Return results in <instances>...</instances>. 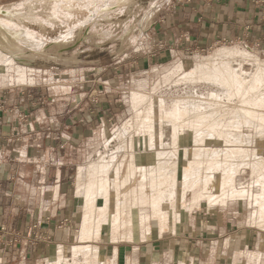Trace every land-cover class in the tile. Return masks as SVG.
<instances>
[{
    "label": "rangeland",
    "instance_id": "obj_1",
    "mask_svg": "<svg viewBox=\"0 0 264 264\" xmlns=\"http://www.w3.org/2000/svg\"><path fill=\"white\" fill-rule=\"evenodd\" d=\"M211 1L0 0V91L11 89L14 92L17 88L26 91L46 90V98L56 96L61 99L54 106L56 111L70 108L68 97H72L71 103L75 104L83 99L81 105L73 104L76 106L73 108L79 110L76 115L83 117L90 109L100 119L104 118L105 137L103 141L97 142L98 146H94L98 148V155L80 168L77 195L84 185L94 180V173L89 174L88 168L97 159L105 162L112 160L114 175L117 166L122 164L121 181L129 164L126 154L131 151L130 139L135 148L132 154L135 157L140 155L152 163L153 154L144 147V119H148L156 133L164 130L170 134L171 130H165L169 126L165 125L168 115L173 110H182L180 105L192 95V99L200 100L199 110L208 115L205 120L212 121L209 116H214L212 113L216 114V120L230 118L229 123L233 120V136L228 141L223 140L226 147L219 142L226 151L219 154L218 159L212 151L216 148L206 149L202 144H192L191 137L182 140L178 149L180 192L183 187L181 180L184 177L182 169L185 149H189V158L191 149H194L192 169L197 167L192 171L196 173H189V181L195 178V184L198 180L203 183V179L206 182L208 174L216 171L230 177L231 187L226 196L209 201L199 197L200 188L195 186L179 205L181 203L188 210L201 206L205 211L209 208L218 212L232 206L238 213L234 228L264 229L260 203L255 202V197L261 192L257 182L264 173V22L260 18L262 25L257 23L253 30L245 25L239 33H231L225 38L224 34L219 35L208 40L205 45H199L197 40L192 39L196 33L193 24H188V21H192L200 6ZM245 1L253 10L264 12V0ZM7 59L11 60V64ZM56 88L58 92H55ZM66 90L70 93L67 94ZM236 93L237 96L232 95ZM226 101L229 102L228 109L224 107ZM254 117L260 121L261 128L254 127ZM121 132L126 135L122 153L118 151L123 136ZM157 136L156 144H162V148H171L168 138ZM206 152L209 154L206 155ZM125 155L126 158L122 160ZM197 175L200 177L197 178ZM137 182L139 179L133 180L132 187ZM127 189L121 190L120 201H123L122 195ZM148 192L147 189V195ZM115 202L111 206H115ZM162 205L166 213L174 214L173 219L178 220L175 205L167 206L166 202ZM83 211L81 208V213L73 222L68 245L58 246L61 248L60 253L53 244L47 255L27 258L24 264H115V260L109 259L107 253H104L106 250L110 254L108 248L113 246L109 243L132 241L135 234H140L141 240H145L147 231L155 228L157 222L159 224L152 210L138 209L131 215V228H134L132 231L135 233L133 237L121 236L122 231L120 236H112L104 228L99 238L83 241L79 235ZM144 214L149 215V218L145 222L146 227L141 229ZM7 233L5 246L10 249L18 242L19 236L8 230ZM93 246L100 249L101 258L98 259L90 251L94 249ZM16 254L15 249L5 258L0 256V259L4 264H22ZM240 256L243 257L242 254ZM240 261L243 264H264V256L260 252L256 253L251 246L248 254L237 262ZM151 264L176 262L171 254L166 253Z\"/></svg>",
    "mask_w": 264,
    "mask_h": 264
},
{
    "label": "crops",
    "instance_id": "obj_2",
    "mask_svg": "<svg viewBox=\"0 0 264 264\" xmlns=\"http://www.w3.org/2000/svg\"><path fill=\"white\" fill-rule=\"evenodd\" d=\"M260 13L245 0H212L200 6L188 24L196 33L192 39L205 45L245 25L252 30L262 25L264 12ZM17 89L0 91V229L17 234L19 240L8 249V234L0 231V256L16 249L24 264L27 258L47 255L53 244L56 249L68 245L82 208L77 176L98 155L94 146L105 137V122L90 109L83 117L76 115L72 97L70 108L56 111L61 99L46 98V90ZM178 206V220L171 216L166 227L150 228L145 240L135 234L132 241L109 243L111 252L104 253L115 264H151L166 253L176 264H243L237 261L251 246L264 256V229L234 228L238 213L232 206L219 212Z\"/></svg>",
    "mask_w": 264,
    "mask_h": 264
},
{
    "label": "bare ground",
    "instance_id": "obj_3",
    "mask_svg": "<svg viewBox=\"0 0 264 264\" xmlns=\"http://www.w3.org/2000/svg\"><path fill=\"white\" fill-rule=\"evenodd\" d=\"M9 28H11V27H9ZM12 33H14V32H12ZM22 37H23V35H22ZM28 40H30V39H28ZM7 61L11 64V62H10L11 60L9 61L7 59ZM232 68H234V67H232ZM193 74H194V72H193ZM229 82H230V80H229ZM232 95L237 96V93L232 94ZM188 98L186 100H184L185 102H183L182 105H180V106H182L181 107L182 110H180V109L173 110V112L168 115L169 119L165 123V125H166V127L168 125L169 126H168V128H165V130L166 129L171 130L170 134H167L166 131H164V130L158 131V133H156V131H154L152 129V127L149 125L148 119L147 118L144 119L145 124H143L144 125L143 130H144V134L146 135V137L144 136L145 137L144 138V147H145V150L147 148L148 152H151L153 154L152 163H148L147 159L140 157V155L135 157V154H132L135 151V148L132 145V143H133L132 139H130V146H131V151L129 152L130 154H126L129 164L126 167V171H125L126 173H125L124 177H122L121 181L119 180V177L121 175L120 169H121L122 164L117 166L116 171H115L116 175H114L113 171L115 168L112 165V163H113L112 160L110 162H105V160L97 159L92 165L89 163L90 166L88 168V172H89V174H90V172L94 173L93 174L94 180H92V181L88 182L86 185H84L82 190L78 193V197L82 200V208L84 210L83 211L84 217H83V223H82V228H81V234H79L80 238L82 240L83 239L89 240V239H92L95 237L99 238V236L101 235V231L104 228H107L109 231V234H111L112 236H115V235L120 236L121 235L120 232L122 231L121 236L126 237V238L133 237L135 233H133V231H132V230H134V228H131L133 226V221L131 219V215H132V212H134L138 209H140V210H147V209L152 210L153 211V217H155V218H157V220H159L160 229H162L166 225V223L168 222V219L172 215H174V214L166 213L164 211L165 206H163L162 203L166 202L167 206L173 204V205H175V207L177 209L179 202L180 201H181V203L184 202V199H185L188 191L190 189L194 188L195 186L196 187L198 186L200 188V196L199 197L207 199L209 201L214 199V198L219 199L222 196H226V194L228 193L227 190L231 187V183H230L231 179L227 174H221V173L215 171L212 173L210 172V174H208L209 176H208V179L206 182H205V179H203V181H202L203 183H200V181L198 180V181H196V184H195V178H194V180L192 179L193 180L192 182L189 181V179H188L189 173H196V172H192V171H194L195 168L197 169V167H195L194 170L192 169L194 164H192L193 160L191 159V157L193 155L194 149H191V151H190L191 152L190 158L188 156L189 155V149L184 150V158L183 159L185 160V164H184V167L182 169L183 170L182 172L184 173V177L181 180L183 187L181 186L182 190L180 192V189L178 186V170H179V168H178V149H179L180 143H183L184 139H187V137H189V138L191 137L192 138V144H199V145L202 144L203 148H206V149L216 148V149H214L215 151L214 150H212V151L214 154H216V156H218L223 151H226L223 148V147H226L225 146L226 144L224 143L223 140L228 141L230 136H233L232 135L233 133L231 131V129L233 127V125H231V123L234 124L233 120H231V123H229L230 118H228L227 120H225V118L223 120H216L217 116L214 113H212L214 116L209 115L210 117H212L211 118L212 121L205 120V118H207L208 115L199 110V108H200L199 104L200 103H198V102L200 100H198V98H197V100L193 98L194 99L193 100L192 95H191V97H188ZM224 104H225V106L223 105L224 107H226L227 109L230 108L228 105L229 102L226 101V103H224ZM150 110H153V108L150 107ZM163 113H165V112H163ZM236 113H237V111H236ZM244 113L248 114V112H246V110H244ZM246 116H248V115H246ZM150 117H149V120H150ZM254 118H256V119H254ZM254 118H253L254 119L253 121L256 122V123H254L255 124L254 127L257 129L261 128L260 123H259L260 121L259 120L257 121V117H254ZM144 120H142V121H144ZM247 123H249V122H247ZM123 133H125V131ZM190 134H191V136H189ZM238 135H241V134H238ZM120 136H121V134H120ZM155 136H157L158 138H162V136L168 138V142H169L171 148L170 149L162 148V144H159V145L156 144V137ZM125 137H126V135L123 134V136L121 138L122 142L120 144L121 148H119V150H118L120 153L124 152V143H125L124 140L126 139ZM158 138H157V140H158ZM249 139H251V137ZM236 140H237V138H236ZM220 141L224 144L223 147H221V145H219ZM209 144H213V145H209ZM208 146H210V147H208ZM220 148H223V149H220ZM200 150H203V149H200ZM242 151H244V150H242ZM208 152H209V150H208ZM148 154H150V153H148ZM152 154H150V155H152ZM208 154L206 152V155H208ZM126 155L123 156L122 160H124V157L126 158ZM197 155H199V153ZM247 157H248V155H247ZM218 158H219V156L217 157V159ZM241 161H242V158H241ZM260 162L263 164V162L261 160H260ZM189 166H191V167L189 168ZM250 167H252V166H250ZM85 169L87 170V167ZM198 169H200V168H198ZM85 172L87 173V171H85ZM186 173H188L187 176H186ZM199 177H200V175L199 176L197 175V178H199ZM260 177H261L262 181L260 179L259 182H257V183L260 184L261 192L259 195H257V198L255 197V200H256L255 202L257 204L260 203V214L263 218L262 224H264V173L261 174ZM135 179H139V182H137V185L132 187V185H131L132 181ZM201 179H202V177H201ZM232 182H234V181L232 180ZM253 186H255V185H253ZM125 188H128V189H127L126 193L122 195L123 201H120L119 197L121 194V190L125 189ZM256 188H257V186H256ZM147 189L149 191L148 195L150 196V199H149L148 195L146 194ZM234 189H233V192H234ZM234 193H232V194H234ZM165 197H166V199H165ZM113 201L114 202L116 201L115 206H111ZM99 203H100V206H99ZM148 216L149 215L146 216V214H144V220L141 222V229H142V227H143V229H144V227H146L145 222H146V220H148V218H149ZM262 218L260 217V220ZM157 224H158V222H157ZM147 233H148V231H147ZM141 234L143 235V233H141ZM90 248H88L87 250H89ZM95 248L96 247H94V249H90V251L93 252L95 257H97L99 259L102 257V255H100L101 254L100 249H98V248L95 249ZM87 250L85 249V251H87ZM60 251H61V248L58 247V252L60 253ZM74 251H75V249H74ZM83 251H81V252H83ZM71 253H74V252H71ZM100 261L102 262L103 260H100ZM103 263H104V261H103Z\"/></svg>",
    "mask_w": 264,
    "mask_h": 264
},
{
    "label": "built area",
    "instance_id": "obj_4",
    "mask_svg": "<svg viewBox=\"0 0 264 264\" xmlns=\"http://www.w3.org/2000/svg\"><path fill=\"white\" fill-rule=\"evenodd\" d=\"M0 231L1 232H5L6 234H8L7 231H5L3 228H1Z\"/></svg>",
    "mask_w": 264,
    "mask_h": 264
}]
</instances>
